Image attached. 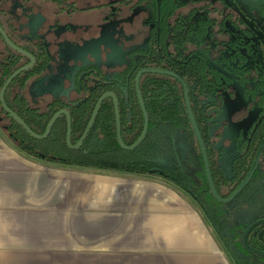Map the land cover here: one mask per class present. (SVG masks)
Segmentation results:
<instances>
[{
	"label": "flooded vegetation",
	"instance_id": "flooded-vegetation-1",
	"mask_svg": "<svg viewBox=\"0 0 264 264\" xmlns=\"http://www.w3.org/2000/svg\"><path fill=\"white\" fill-rule=\"evenodd\" d=\"M0 17L10 39L35 58L30 69L41 66L43 70L39 78L28 81L23 91L28 107L41 113L63 102V108L56 113L70 112L73 146L82 138L98 101L109 92L118 99L122 133L121 107L125 101L110 86L115 84L120 89L133 75L145 124L136 78L142 70L157 69L177 73L184 80L195 120L194 105H199V124L197 120L196 123L210 169L212 161L232 180L240 166L249 161L253 149H260L264 139V0H0ZM4 50L0 42V58ZM24 56L27 61L23 66L31 63L30 57ZM147 75L149 88L168 90L172 101L174 90L181 91L192 127L183 81L159 72H144L140 77L149 125L142 91ZM41 80L43 87L39 85L38 93L34 92ZM101 87L88 124L81 138L73 143L72 109L92 103V95ZM191 88L196 90L193 99ZM110 100L117 133L116 107L111 96L102 101L89 133ZM61 116L67 122V143V115ZM192 130L201 150L193 127ZM182 148L192 146L184 142ZM263 156L264 150L257 170ZM203 163L206 174L204 158Z\"/></svg>",
	"mask_w": 264,
	"mask_h": 264
},
{
	"label": "crops",
	"instance_id": "crops-1",
	"mask_svg": "<svg viewBox=\"0 0 264 264\" xmlns=\"http://www.w3.org/2000/svg\"><path fill=\"white\" fill-rule=\"evenodd\" d=\"M194 203L156 175L38 159L0 128V264H227Z\"/></svg>",
	"mask_w": 264,
	"mask_h": 264
},
{
	"label": "trees",
	"instance_id": "trees-1",
	"mask_svg": "<svg viewBox=\"0 0 264 264\" xmlns=\"http://www.w3.org/2000/svg\"><path fill=\"white\" fill-rule=\"evenodd\" d=\"M0 23L7 31L1 17ZM0 42L5 45L3 57L0 58L1 89L4 82L22 67L27 59L5 44L1 34ZM42 72L41 66L22 72L11 82L5 93L8 106L37 134H43L51 117L63 108V102L50 106L48 111L41 113L28 107L23 91L28 81L31 78H39ZM133 79L134 75L127 80V87L125 81L120 89H117L115 84L110 86V90H115L125 101L121 107V116L123 140L127 145L137 141L144 126V116L135 94ZM142 83L150 125L145 140L134 150H125L118 144L115 112L111 100L106 101V105L102 107L91 132L79 149H70L66 143L65 116H61L51 134L41 140L32 137L9 115L3 109L1 101L0 121L3 122L9 138L22 150L38 159L82 168L148 173L171 181L191 194L199 203L235 264H264L263 256L249 253L241 242L245 227L257 219L264 218V156L252 180L234 200L229 203L217 201L210 193L201 150L195 140L181 91L178 93V90H174L175 100L172 101L167 94L168 90L164 91L159 87L156 92L149 88L150 75H147ZM102 89L101 87L94 92L92 103L87 102L84 108L72 109L73 143L81 138ZM191 91L193 99V92L196 90L191 88ZM194 107L199 124L200 107L196 104ZM184 142L192 146V149H183ZM256 151L257 149H253L249 161L240 166L232 180H228L224 171L216 168L210 161L212 176L222 197H228L245 179ZM248 243L253 248L264 251V225L257 226L250 233Z\"/></svg>",
	"mask_w": 264,
	"mask_h": 264
},
{
	"label": "water",
	"instance_id": "water-1",
	"mask_svg": "<svg viewBox=\"0 0 264 264\" xmlns=\"http://www.w3.org/2000/svg\"><path fill=\"white\" fill-rule=\"evenodd\" d=\"M0 34L2 35L5 43L7 45H9L10 47H12L13 49L17 50L18 52L30 57L31 59V63L19 68L18 70H16L6 81L5 83L3 84V86L1 87L0 89V101L2 103V107L3 109L9 114L11 115L19 124H21L27 131L28 133L36 138V139H44L46 138L55 122L57 121V119L59 118V116L61 114H66L67 115V121H68V133H67V143L70 147L72 148H79L83 145L84 143V140L86 139L93 123H94V120L96 118V115L99 111V108H100V105L102 103V101L108 97V96H111L114 98V102H115V107H116V117H117V140H118V143L119 145L124 148L125 150H134L137 146H139L145 139L146 135H147V132H148V128H149V118H148V114H147V111H146V108H145V104H144V101H143V98H142V95H141V92H140V86H139V83H140V77L141 75L144 73V72H159V73H166V74H170V75H174V76H177L178 78H180L182 80V78L177 74V73H172V72H169V71H162V70H157V69H146V70H142L138 75H137V78H136V88H137V94H138V97H139V100H140V103H141V106H142V109H143V112H144V115H145V124H144V129H143V132L141 134V136L139 137V139L133 144V145H130V146H127L124 141H123V138H122V133H121V120H120V112H119V103H118V99L116 97V95L112 92H109V93H106L104 94L101 99L98 101V104L95 108V111H94V114L82 136V138L80 139V141L75 145L73 146L72 143H71V134H72V121H71V115H70V112H68L67 110H62L58 113H56L52 119L50 120L48 126H47V129L45 131V133L43 135H39L37 133H35L27 124L26 122L16 113L14 112L9 106L8 104L6 103V100H5V93H6V90L9 86V84L14 80L15 77H17L19 74H21L22 72L26 71V70H29L32 65L34 64L35 62V58L27 51H25L24 49H22L21 47H19L18 45H16L11 39L10 37L8 36L7 32L5 31V29L2 27L1 23H0ZM183 83H184V87H185V97H186V105H187V109H188V113H189V117H190V120H191V123H192V127L194 129V132H195V135H196V138L201 146V152H202V155H203V158H204V162H205V167H206V175H207V180H208V183H209V187H210V190H211V193L213 195V197L219 201V202H222V203H228V202H231L246 186L247 184L251 181V179L253 178L257 168H258V164H259V161H260V158H261V155H262V152H263V148H264V139L262 141V144L260 146V149H258L257 151V154H256V158H255V161L253 163V166L250 170V172L248 173V175L246 176V178L240 183V185L226 198H223L220 196V194L218 193L217 189H216V186H215V183H214V180H213V177H212V173H211V169H210V164H209V160H208V156H207V151H206V148H205V145H204V142H203V139H202V136H201V133H200V130L198 128V125L196 123V120H195V117H194V114H193V111H192V108H191V104H190V98H189V93H188V88L186 86V83L184 82V80H182ZM259 225H264V218H260V219H257L251 223H249L245 229L243 230L242 232V235H241V242H242V245L243 247L251 254H256V255H260V256H263L264 257V251L263 250H260V249H256V248H253L252 246H250V244L248 243V238H249V235L250 233Z\"/></svg>",
	"mask_w": 264,
	"mask_h": 264
},
{
	"label": "rangeland",
	"instance_id": "rangeland-1",
	"mask_svg": "<svg viewBox=\"0 0 264 264\" xmlns=\"http://www.w3.org/2000/svg\"><path fill=\"white\" fill-rule=\"evenodd\" d=\"M44 82L43 80L39 81L35 87L36 88V91L34 92H37L38 93V87L39 85H41V87H43V84L42 83ZM0 128L1 129H4V125H3V122L0 121ZM186 193V192H185ZM187 194V193H186ZM188 195V194H187ZM189 196V195H188ZM210 197V196H209ZM191 198V197H190ZM195 202V201H194ZM196 206H198L199 208V205L198 203H194ZM205 215V214H204ZM212 225H210L211 227ZM211 229V230H210ZM208 229V235H210V239H211V243H212V247H213V252H215L219 257H221L224 262H227V264H235L234 261L232 260V258L230 257V255L228 254L227 250L225 249L219 235L215 232L213 226ZM212 233V234H211ZM172 262H175L177 263L178 261H175L174 259H172Z\"/></svg>",
	"mask_w": 264,
	"mask_h": 264
}]
</instances>
